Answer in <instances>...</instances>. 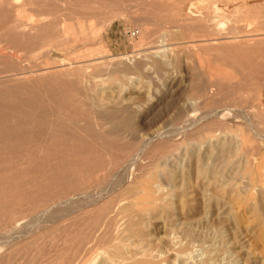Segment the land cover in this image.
<instances>
[{"label": "rangeland", "instance_id": "374dc122", "mask_svg": "<svg viewBox=\"0 0 264 264\" xmlns=\"http://www.w3.org/2000/svg\"><path fill=\"white\" fill-rule=\"evenodd\" d=\"M0 1V264H71L77 247L122 228L91 264H264V0H226L192 23L175 0ZM28 16L41 23L23 31ZM46 204L74 212L32 218ZM18 219L27 228L7 245Z\"/></svg>", "mask_w": 264, "mask_h": 264}, {"label": "bare ground", "instance_id": "6f19581e", "mask_svg": "<svg viewBox=\"0 0 264 264\" xmlns=\"http://www.w3.org/2000/svg\"><path fill=\"white\" fill-rule=\"evenodd\" d=\"M26 1V0H25ZM28 1V0H27ZM35 1V0H34ZM43 1V0H42ZM47 1V0H46ZM45 1V2H46ZM53 1V0H52ZM86 1H88V0H86ZM96 1V0H95ZM101 1H103V0H101ZM106 1H111V0H106ZM116 1H118V0H116ZM123 1H125V0H123ZM130 1H135V0H130ZM140 2L142 1V0H139ZM148 1V0H147ZM158 1V0H157ZM156 1V2H157ZM171 2L170 3H172V0H170ZM226 0H175V1H173V5L171 6V4H170V6L171 7H175L177 10H179V11H181V13L182 12H185L184 14H186V19H187V14H189L190 15V13H200V12H202V14L205 12V13H208V12H210L209 11V8L211 9V11H212V13L213 14H218V12H219V10L221 9L220 8V6H219V4L221 5L222 4V2H225ZM234 1V0H233ZM232 1V2H233ZM238 1V0H237ZM1 2V1H0ZM6 2V1H5ZM4 2V4L6 5V3L7 2H9V1H7L6 3ZM32 2V1H31ZM44 2V1H43ZM69 2V1H68ZM100 2V1H99ZM112 2V1H111ZM159 2V4L161 3L160 1H158ZM157 2V3H158ZM33 3V2H32ZM40 3V2H39ZM48 3H49V1H48ZM54 3H57V2H54ZM78 3V2H77ZM92 3V2H91ZM113 3V2H112ZM118 3V2H117ZM131 2H129V4H130ZM134 4H135V2H133ZM137 3H138V0H137ZM136 3V4H137ZM142 3V2H141ZM143 3H145V2H143ZM147 3V2H146ZM152 3V2H151ZM153 3H154V1H153ZM152 3V4H153ZM229 3H231V2H229ZM239 3V2H238ZM237 3V4H238ZM8 4V3H7ZM65 4V3H64ZM93 4V3H92ZM124 4H126V3H124ZM149 4V3H148ZM151 4V5H152ZM162 4V3H161ZM164 5H165V3H163ZM168 4V3H167ZM166 4V5H167ZM233 4V3H232ZM235 4V3H234ZM37 5H41V4H37ZM46 5H48L47 3H46ZM46 5L44 4V6L46 7ZM86 5H87V3H86ZM107 5V4H106ZM144 5V4H143ZM142 5V6H143ZM151 5L150 6H148L149 8H151ZM155 5V4H154ZM153 5V6H154ZM165 5V6H166ZM239 5V4H238ZM244 5V4H243ZM242 5V6H243ZM17 6V5H16ZM19 6H20V4H19ZM28 6V5H27ZM27 6H26V8H27ZM39 6H37V8H39ZM43 6V5H42ZM85 6V5H84ZM89 5H87L86 7H88ZM101 6V5H100ZM108 6V5H107ZM139 7H142V6H140V4L138 5ZM152 6V7H153ZM159 6V5H158ZM158 6H154L155 7V10L157 9L156 7H158ZM240 6V5H239ZM238 6V7H239ZM21 7V6H20ZM19 7V8H20ZM51 7V6H50ZM83 7V6H82ZM161 7V6H160ZM160 7H158V10L157 11H159V8ZM235 7H237L236 5H235ZM14 8V7H13ZM35 8H36V5H35ZM75 8V7H74ZM77 8V7H76ZM81 8V7H80ZM96 8H98V7H96ZM103 8V7H102ZM109 8V7H108ZM170 8V7H169ZM174 8V9H175ZM9 9V8H8ZM17 9V8H16ZM116 9V8H115ZM114 9V10H115ZM143 10L142 11H144V12H146L145 14H147V10L145 11L144 10V7L142 8ZM147 9V8H146ZM154 9V8H153ZM165 9H167L168 10V8H166L165 7ZM223 9H224V7H223ZM226 9V8H225ZM14 10V9H13ZM30 10V9H29ZM43 10V9H42ZM81 10V9H80ZM109 10H110V8H109ZM131 10V9H130ZM167 10H166V12H167ZM170 10V9H169ZM88 11H90V10H88ZM105 11V10H104ZM129 11V10H128ZM134 8H133V12H132V14L134 13ZM136 11H138V9L136 10ZM135 11V12H136ZM153 12H157V11H154V10H152ZM15 12V11H14ZM25 12V11H24ZM52 12V11H51ZM82 12V11H81ZM93 12V11H92ZM92 12H89V13H91L92 14ZM107 12V11H106ZM105 12V13H106ZM110 12H111V10H110ZM161 12V15H162V12L163 11H159V12H157L158 14ZM166 12H164L163 13V15H165V17H166ZM227 12H229V11H227ZM12 13V12H11ZM30 13V12H29ZM71 13V12H70ZM80 13V12H79ZM82 13H84V12H82ZM130 13V12H129ZM137 13L138 12H136L135 13V15H137ZM143 13V12H142ZM149 13V12H148ZM221 13V11L219 12V14ZM14 14V13H13ZM19 14H20V12H19ZM23 14V13H22ZM44 14V13H43ZM43 14H38L37 16H42ZM52 14V13H51ZM55 14V13H54ZM72 14V13H71ZM74 14L76 15V12H74ZM81 14V13H80ZM85 14V13H84ZM83 14V15H84ZM88 14V13H87ZM144 14V13H143ZM142 14V15H143ZM144 14V15H145ZM150 14V13H149ZM154 14V13H153ZM158 14H156L157 16H158ZM223 14H224V11H223ZM7 15H9V14H7ZM24 15V14H23ZM30 15V14H29ZM56 15V14H55ZM78 15V14H77ZM90 15V14H89ZM88 15V16H89ZM94 15V14H93ZM96 15V14H95ZM104 15V14H103ZM139 15H140V12H139ZM150 15H152V13L150 14ZM160 15V16H161ZM162 15V16H163ZM173 15V14H172ZM210 15V13L208 14V16ZM225 15V14H224ZM17 16V15H16ZM44 16V15H43ZM46 16H48V15H46ZM53 16V15H52ZM68 16V15H67ZM72 16V15H71ZM82 16V15H81ZM81 16L79 17V18H81ZM87 16V15H86ZM191 16V15H190ZM193 16H195V18H198V17H196V15H192V18H193ZM212 16V15H211ZM216 16V15H215ZM218 16V15H217ZM216 16V17H217ZM229 16V15H228ZM3 17V16H2ZM12 17V16H11ZM28 17H30V16H28ZM28 17H26V19H28ZM50 17V16H49ZM63 17V16H62ZM83 17V16H82ZM95 17V16H94ZM105 17H106V15H105ZM173 17V16H172ZM222 17V16H221ZM30 18H32V19H29L30 21H24V22H22V23H20L19 25L24 29L23 31H26V29L28 30V29H33L34 27H39L38 25L41 23V20L39 19V18H33V17H30ZM55 18H57V16L55 17ZM60 18V17H59ZM67 18V17H66ZM65 18V19H66ZM91 18V17H90ZM134 18V17H133ZM135 18H136V16H135ZM134 18V19H135ZM139 18V17H138ZM144 18V16H142V19ZM169 18H170V16H169ZM169 18H167L168 19V22H169ZM181 19H182V16L180 17ZM211 18V17H210ZM4 19V18H3ZM63 19H64V17H63ZM88 19V18H87ZM87 19H84V20H86V21H88ZM93 19V18H92ZM137 19V18H136ZM135 19V20H136ZM144 19H146V18H144ZM158 19H160V17L158 18ZM161 19H162V17H161ZM163 19H164V16H163ZM174 19V18H173ZM179 19V18H178ZM177 19V21H179ZM185 19V18H184ZM203 19V22H207V21H204V18H202ZM5 20V19H4ZM52 20H53V18H52ZM67 20H69V19H67ZM66 20V21H67ZM74 20H75V18H74ZM76 20H78V19H76ZM82 20V19H81ZM166 20V19H165ZM183 20V19H182ZM188 20V19H187ZM187 20H183L184 22H188ZM198 20V19H197ZM215 20V19H214ZM217 20H220V19H217ZM16 21V20H15ZM21 21V20H20ZM19 21V22H20ZM49 21V20H48ZM64 21V20H63ZM69 21H72L71 19L69 20ZM68 21V22H69ZM159 21V20H158ZM176 21V20H175ZM181 21V20H180ZM180 21L178 22L179 24H180ZM192 21H194V18H193V20H190L189 22H191L192 23ZM200 21H201V18H200ZM216 21V20H215ZM46 22V21H45ZM74 22V21H73ZM79 22V21H78ZM89 22V21H88ZM151 22V21H150ZM160 22V21H159ZM158 22V23H159ZM162 22H164V21H162ZM167 22V21H166ZM172 22V21H171ZM170 22V23H171ZM174 22V21H173ZM188 22V24H190ZM195 22H196V20H195ZM229 22V21H228ZM2 23V22H1ZM6 24H7V22H5ZM10 23V22H9ZM54 23H56V21L54 22ZM81 23V22H80ZM105 23V22H104ZM152 23V22H151ZM154 23V22H153ZM155 23H156V21H155ZM218 23V22H217ZM14 24V23H13ZM12 24V25H13ZM57 24V23H56ZM72 24H74V23H72ZM79 24V23H78ZM88 24V23H87ZM141 24H142V21H141ZM140 24V25H141ZM157 24V23H156ZM165 24V23H164ZM172 24H174V23H172ZM171 24V25H172ZM179 24H177V26H179ZM211 24V23H210ZM222 24V23H221ZM8 25H10V27H12L11 26V24H8ZM42 25V24H41ZM51 26H52V24H50ZM55 25V24H54ZM58 25V24H57ZM99 25V24H98ZM144 25V24H143ZM160 25H161V23H160ZM163 25V24H162ZM166 25V24H165ZM170 25V24H169ZM182 25V24H181ZM185 25V24H184ZM244 25V24H243ZM48 26V25H47ZM75 26V25H74ZM102 26V25H101ZM110 26V25H109ZM153 26V25H152ZM151 26V27H152ZM173 27H174V25H172ZM183 26V25H182ZM193 26V25H192ZM6 27H8V26H6ZM85 27V26H84ZM90 27V26H89ZM144 27V26H143ZM155 27H156V25H155ZM165 27V26H164ZM184 27V26H183ZM185 27H186V25H185ZM184 27V28H185ZM206 27L208 28L209 26H207L206 25ZM222 27V26H221ZM230 27V26H229ZM36 28V29H37ZM47 28V27H46ZM171 28V27H170ZM178 28H180V27H178ZM50 29H52V27L50 28ZM54 29V28H53ZM56 29H58V28H56ZM67 29V28H66ZM68 29H71L70 27L68 28ZM77 29V28H76ZM85 29V28H84ZM89 29V28H88ZM140 29V28H139ZM147 29H149V28H147ZM152 29V28H151ZM159 29H162V30H164V29H167V28H162V26L161 27H159ZM9 29L7 28V31H8ZM81 30V29H80ZM79 30V31H80ZM92 30V29H91ZM90 30V31H91ZM95 30H96V28H95ZM150 30V29H149ZM155 30H156V28H155ZM168 30V29H167ZM176 30L178 31V29L176 28ZM180 30V29H179ZM184 29L182 28V31H183ZM187 30V29H186ZM36 31V30H35ZM34 31V32H35ZM39 31V30H38ZM78 31V30H77ZM86 31V30H85ZM89 31V30H88ZM147 31V30H146ZM152 31V30H151ZM150 31V32H151ZM158 31H160V30H157L156 32H158ZM170 31V30H169ZM8 32H10V31H8ZM12 32H14V30L12 31ZM17 32V31H16ZM37 32V31H36ZM35 32V33H36ZM40 32V31H39ZM92 32V31H91ZM95 32V31H94ZM163 32V31H162ZM179 33V35L181 36V34H182V32H181V34H180V31H178ZM60 33V36H61V32H59ZM59 33H57V36H58V34ZM86 33H88V32H86ZM148 33V32H147ZM146 33V35H148ZM153 33H154V31H153ZM164 34H165V32H163ZM37 34H39V33H37ZM78 34V33H77ZM177 34V33H176ZM263 34H264V32H263ZM90 35V34H89ZM145 35V37H147ZM149 35H151V34H149ZM153 35V34H152ZM155 35H158V34H155ZM172 35H174L175 36V38L177 37L175 34H173L172 33ZM260 35V34H259ZM20 36V35H19ZM25 36V35H24ZM24 36H23V38H24ZM27 36V35H26ZM36 36V35H35ZM38 36V35H37ZM142 36V35H141ZM173 36V37H174ZM180 36H179V38H180ZM252 36V35H251ZM255 36V35H254ZM261 36H262V34H261ZM91 37V36H90ZM166 37H168V36H166ZM169 37H171L172 38V36H171V33H170V35H169ZM248 37H249V35H248ZM77 38V37H76ZM92 38V37H91ZM151 38H153V37H151ZM156 38V37H155ZM178 38V37H177ZM178 38V39H179ZM181 38H182V36H181ZM186 38H188V37H186ZM186 38L184 37V41H185V43H186ZM217 39H218V37H216ZM221 38V37H220ZM231 38V37H230ZM234 38V37H233ZM237 38V37H236ZM25 39V38H24ZM37 39V38H36ZM35 39V40H36ZM158 39H160V38H158ZM157 39V40H158ZM170 39V38H169ZM168 39V40H169ZM189 40H190V38H188ZM210 39V38H209ZM221 39H223V38H221ZM226 39V38H225ZM82 40V39H81ZM152 40V39H151ZM153 40H155V39H153ZM176 40V39H175ZM205 40H206V38H205ZM150 41V40H149ZM198 41V40H197ZM142 42H144V41H142ZM157 42V41H156ZM169 42V41H168ZM202 42V41H201ZM201 42H199V43H201ZM211 42V41H210ZM251 42H253V41H251ZM152 43V42H151ZM171 43V42H170ZM172 43H174V42H172ZM181 43V42H180ZM203 43H204V41H203ZM249 43V42H248ZM143 44V43H142ZM145 44V43H144ZM153 44H157V43H153ZM192 44V43H191ZM194 44V43H193ZM147 45V44H146ZM181 45V44H180ZM180 45H178L179 47H181ZM182 45H184V44H182ZM188 45V44H187ZM198 45V44H197ZM204 45V44H203ZM80 46V45H79ZM175 46H176V44H175ZM177 47V46H176ZM186 47V46H185ZM156 48V47H155ZM155 48H153V49H155ZM173 48H175V47H173ZM190 48V47H189ZM152 49V50H153ZM177 49V48H176ZM181 49V48H180ZM3 50V49H2ZM1 50V51H2ZM94 50V49H93ZM145 50V49H144ZM151 50V51H152ZM159 50V49H158ZM191 49H189V51H190ZM78 51V50H77ZM81 51H82V49H81ZM166 51V50H165ZM175 51V50H174ZM144 52V51H143ZM7 53V52H6ZM158 52L156 51L153 55H156ZM168 53V52H167ZM170 53H172L171 51H170ZM190 53V52H189ZM195 53V52H194ZM4 54H5V50H4ZM9 54V53H8ZM166 54V53H165ZM175 54H176V52H175ZM1 55H2V53H1ZM1 55H0V57H1ZM7 55V54H6ZM6 55H5V57H6ZM10 55H12V54H10ZM10 55L8 56V57H10ZM82 55H83V53H82ZM169 55H171V54H169ZM177 55V54H176ZM180 55V54H179ZM191 55H193V53L192 54H190V56ZM14 56V55H13ZM146 56V55H145ZM150 56V55H149ZM2 57H4V56H2ZM162 57H163V55H162ZM172 57V56H171ZM193 58H194V56H192ZM199 57V56H198ZM133 58H135V57H133ZM159 58V57H158ZM170 58V57H169ZM0 59H2V58H0ZM148 59V58H147ZM146 59V60H147ZM151 59V58H150ZM164 59V58H163ZM162 59V60H163ZM171 59V58H170ZM173 59V58H172ZM171 59V60H172ZM175 59V58H174ZM179 59V58H178ZM4 60V59H3ZM144 60V59H143ZM146 60H144V61H146ZM170 60V61H171ZM177 60V59H176ZM208 60V59H207ZM214 60V59H213ZM2 61V60H1ZM87 61V60H86ZM89 61V60H88ZM166 60H164V62H165ZM173 61V60H172ZM81 62V61H80ZM103 62V61H102ZM137 62H138V60H137ZM147 62H148V60H147ZM146 62V63H147ZM169 62V61H168ZM179 62H180V60H179ZM201 63H202V61H200ZM85 63V62H84ZM152 65H154V67H155V69H157V70H159V69H161V71H162V64L160 63V61H157V60H153L152 59ZM180 64V63H179ZM207 64V63H206ZM17 65V64H16ZM91 65V64H90ZM164 65H165V63H164ZM85 66H86V64H85ZM145 67H147L146 65H144ZM165 66H167V65H165ZM165 66H163V68L165 67ZM52 67V66H51ZM141 67V66H140ZM151 67V66H150ZM131 68V67H130ZM134 68V67H133ZM167 68V67H166ZM166 68H164V69H166ZM42 69V68H41ZM137 69V68H136ZM148 69H149V67H148ZM153 69V68H152ZM40 70V69H39ZM144 70V69H143ZM146 70V69H145ZM169 70V69H168ZM33 71V70H32ZM148 71V70H147ZM146 71V72H147ZM152 71V70H151ZM145 72V73H146ZM38 73V72H37ZM219 73V72H218ZM216 74V73H215ZM7 76V75H6ZM17 77V76H16ZM20 77L22 78H19V77H17V78H19V79H16V80H24V76H21L20 75ZM218 77V76H217ZM214 78H216V76H214ZM4 79V78H3ZM6 79V78H5ZM2 80V79H1ZM0 80V81H1ZM13 80H15L14 78H13ZM15 80V81H16ZM26 81H28V80H26ZM75 81V80H74ZM213 81V80H212ZM212 81H211V84H212ZM218 81V80H217ZM9 82V81H8ZM13 82V81H12ZM19 82V81H18ZM21 82V81H20ZM23 82H25V81H23ZM208 82H210V80L208 81ZM217 83L216 81H213V83ZM3 83L4 84H6L4 81H3ZM214 83V84H215ZM91 84V83H90ZM1 85H3L2 83H1ZM208 85V84H207ZM217 85H218V83H217ZM76 86V85H75ZM202 86H204V85H202ZM206 86V85H205ZM211 88H212V86H211ZM211 88H209L210 89V91H211ZM33 89V88H32ZM204 90V89H203ZM209 91V92H210ZM211 93H212V91H211ZM84 96H86V94L84 95ZM193 96V95H192ZM77 97V96H76ZM84 98V101H85V105L88 107V111L90 112V110H91V114H93L92 116L93 117H97L98 119H101L102 120V118H103V116H102V112L101 111H99L98 109H96V107H97V101H96V99L95 98H93V97H91V96H86V97H83ZM193 99V98H192ZM171 100V99H170ZM226 100V99H225ZM21 101V100H20ZM190 101V100H189ZM196 102H198L197 100H195ZM77 102H79V99H78V101ZM80 102H81V100H80ZM132 102V101H131ZM74 103V102H73ZM192 103V102H191ZM82 104V103H81ZM123 104V103H122ZM77 105V104H76ZM99 105V104H98ZM82 107H83V105H82ZM84 108H86V107H84ZM112 108H115V107H112ZM111 108V109H112ZM23 109V108H22ZM101 109H102V107H101ZM116 109V110H115ZM114 109V111H117V108H115ZM26 110V109H25ZM120 110V109H119ZM118 110V111H119ZM85 111V110H84ZM87 111V112H88ZM113 112V111H112ZM21 113V112H20ZM114 113V112H113ZM122 114V113H121ZM6 115V114H5ZM8 115V114H7ZM72 115V114H71ZM66 116H67V114H66ZM9 117H11V116H9ZM13 117V116H12ZM88 117H90V116H88ZM111 117H116V116H111ZM125 117V116H124ZM20 118V117H19ZM105 118V117H104ZM87 119V118H86ZM97 119V120H98ZM95 120V119H94ZM111 120H114V118L113 119H111ZM110 119H109V121H111ZM119 120H120V123L122 122V120H124L123 122H127L128 120H129V118L128 117H125V119H122V118H120L119 117ZM74 122V121H73ZM99 122V121H98ZM100 122H102V121H100ZM99 122V123H100ZM106 122H107V120H106ZM129 123V122H128ZM127 123V124H128ZM192 123H193V121H192ZM17 125V124H16ZM15 125V126H16ZM19 126V125H18ZM52 126V125H51ZM100 126V125H99ZM102 126V125H101ZM188 127V126H187ZM82 127H80V129H81ZM120 128V127H119ZM8 129H10L9 128V126H8ZM7 129V130H8ZM15 129V128H14ZM118 129V128H117ZM18 131V130H17ZM80 131V130H79ZM10 133H12V132H10ZM136 134V133H135ZM135 136V135H134ZM152 137V136H151ZM132 138V137H131ZM135 138V137H134ZM133 139V138H132ZM132 139H130L131 141H132ZM133 141H136V140H133ZM140 142V141H139ZM138 142V143H139ZM141 143V142H140ZM139 145V144H138ZM131 149V148H130ZM135 149V148H134ZM133 149V150H134ZM129 151V150H128ZM135 151V150H134ZM140 151V150H139ZM123 152V151H122ZM136 153H138V150H136V152H135V154ZM134 154V155H135ZM122 155V154H121ZM133 155V156H134ZM125 156V155H124ZM129 157H131V156H129ZM129 159L130 158H128V159H125V161L127 160V161H129ZM115 161H116V159H114ZM114 161V162H115ZM123 161V160H122ZM130 162V161H129ZM128 162V164H130ZM116 164V163H115ZM117 164H118V162H117ZM108 165H109V163H108ZM106 166V165H105ZM122 166H123V164H122ZM121 166V167H122ZM110 167V166H109ZM118 168V167H117ZM130 168V167H129ZM103 173V172H102ZM66 182V181H65ZM115 182V181H114ZM64 184V183H63ZM117 184V183H116ZM111 185H113V184H111ZM118 185V184H117ZM60 189V188H59ZM116 189V188H115ZM52 190V189H51ZM144 190V189H143ZM64 191H66V189L64 190ZM61 192V191H60ZM109 192V191H108ZM57 193V192H56ZM111 193V192H110ZM115 193H116V191H115ZM58 194V193H57ZM63 194V193H62ZM61 193H60V196L62 195ZM73 194V193H72ZM72 194H70V195H72ZM94 194V193H93ZM146 194V193H145ZM59 195V194H58ZM57 195V196H58ZM67 195V194H66ZM66 195H65V197H66ZM108 195H110V194H108ZM113 195V194H112ZM53 196V195H52ZM115 196V195H114ZM62 197H63V195H62ZM68 198H71L70 196H68ZM75 198L76 197H74V199L73 200H75ZM104 198V197H103ZM111 198H114L113 196L111 197ZM99 199V198H98ZM97 199V200H98ZM140 199V198H139ZM42 200V199H41ZM53 200V199H52ZM89 200H91V199H89ZM101 200H102V198H101ZM159 200V199H158ZM44 201V200H43ZM71 201V199H69V202ZM104 201V200H103ZM107 201V200H106ZM105 201V202H106ZM67 202H68V199L66 198V199H59V201H57L56 202V204H57V206L59 207V205H65V204H67ZM74 201H72V203H73ZM90 201H88V203H89ZM109 202H111V201H109ZM46 203V202H45ZM54 203V202H53ZM92 203H94V201L92 202ZM44 204V203H43ZM48 204V203H47ZM47 204H46V206H47ZM56 204H55V206H56ZM103 204V203H102ZM152 204V203H151ZM51 205V204H50ZM49 205V206H50ZM80 205V204H79ZM105 205V204H104ZM107 205V204H106ZM44 207V208H42V209H40V210H37V214L36 215H33V217L32 218H34V216H36V219H38V217L39 216H41V218L43 217H45L46 216V218L47 217H49V219H51V221L53 220V221H56V220H58V219H60V218H62V217H64L65 216V218H66V216L67 215H69V214H71L72 212H74V210H72V209H69V208H66L65 207V209H63L62 210V212H61V210H60V212L59 211H57L58 209H60V208H62V207H64V206H61L60 208H58L57 210H54L56 207H54V211H49V209H50V207ZM52 206V205H51ZM54 206V205H53ZM72 206V205H71ZM76 206V205H75ZM75 206H73L74 208L73 209H75ZM20 207V206H19ZM85 207H86V205H85ZM100 207V206H99ZM103 207H105V206H103ZM102 206L100 207V208H103ZM15 208V207H14ZM51 208H53V207H51ZM70 208H72V207H70ZM81 208H83V207H81L80 206V208H79V210L81 209ZM107 208V207H106ZM24 209H26V207L24 208ZM31 209V208H30ZM86 209V208H85ZM92 209V208H91ZM104 209V208H103ZM15 210V209H14ZM17 210V209H16ZM19 210V209H18ZM50 210H52V209H50ZM77 210V209H76ZM75 210V211H76ZM78 210V211H79ZM84 210V209H83ZM88 210V209H87ZM20 211V210H19ZM82 211V210H81ZM101 211V210H100ZM3 212V211H2ZM24 212V211H23ZM29 212V211H28ZM35 212V211H34ZM63 212H65V213H63ZM87 211H85L84 212V214L86 213ZM14 213V212H13ZM80 213H82V212H80ZM88 213H89V211H88ZM102 213V212H101ZM16 214V213H15ZM22 214V213H21ZM20 214V215H21ZM26 214H27V212H26ZM32 214H34V213H32ZM31 214V215H32ZM100 214V213H99ZM11 216V215H10ZM15 216V215H14ZM25 216V215H24ZM73 216V215H72ZM16 217V216H15ZM20 217V216H19ZM18 217V218H19ZM27 217H29V216H27ZM115 217V216H114ZM11 218V217H10ZM32 218H30L31 220H32ZM108 218V217H107ZM20 219V218H19ZM19 219H18V223H16L15 225H13V227H12V230L10 231H7L6 232V230H5V237L7 238L6 240V243H7V245H9V244H11L12 242H14L16 239H18L19 237H15V236H21V233H23V231L21 232L20 231V229L21 228H23V227H26L27 225L26 224H24V222L23 221H19ZM35 219V218H34ZM69 219V218H68ZM7 220V219H6ZM6 220H3L4 222L6 221ZM11 220H14L13 218L11 219ZM97 220H98V218H97ZM114 220H116V219H113L112 221H114ZM51 221H49L50 222V224H51ZM52 221V222H53ZM65 221V220H64ZM91 221H93V220H91ZM119 221V220H118ZM13 222V221H12ZM12 222H10V223H12ZM15 222V221H14ZM13 222V223H14ZM90 222V221H89ZM107 222V221H106ZM111 222V221H110ZM0 223L2 224V222L0 221ZM9 223V222H8ZM33 223V222H32ZM95 223H97V222H95ZM5 224V223H4ZM98 224H100V221H99V223ZM114 224V223H113ZM113 224H110L111 226H113ZM122 224V223H121ZM9 224H7V226H8ZM108 225H109V222H108ZM116 225V224H115ZM114 225V226H115ZM99 226V225H98ZM102 226V225H101ZM81 227H82V225H81ZM89 227L91 228V226L89 225ZM94 227V226H93ZM92 227V228H93ZM95 227H97V224H95ZM100 227V226H99ZM109 227V226H108ZM27 228V227H26ZM26 228H25V230H26ZM90 228H88V229H90ZM101 228V227H100ZM103 229H104V227H102ZM7 229V228H6ZM61 229V228H60ZM87 228H85V231H87V232H89V230H88ZM97 229V228H96ZM119 229V228H118ZM110 230L112 231V228L110 227ZM110 230H108V228H107V230H105L106 232L107 231H110ZM116 230V229H115ZM126 228H122V229H119L118 231H115L114 233H113V231H114V229H113V231H112V234L110 233L109 234V232H107L108 233V235L109 236H106V235H104V236H106V237H104L103 239H102V235L99 237V236H97L96 238H95V240H96V242H95V240H94V242H95V244H94V242H93V246H91V247H88V245H87V247H85V248H80L79 249V247H77L78 249L77 250H73L72 251V254H74V257H73V259H72V261L70 262L71 264L72 263H74V264H91L92 262L91 261H93V259L90 257V252L93 250V248L94 247H97V248H99L101 245H102V243H105V244H111L110 242L111 241H114V240H116V239H119L125 232H126ZM27 231L28 230H26V233H27ZM29 231H31V230H29ZM36 231V230H35ZM82 231V230H81ZM92 231V230H91ZM100 231V230H99ZM132 231V230H131ZM0 232H1V230H0ZM21 232V233H20ZM25 232V231H24ZM42 232V231H41ZM76 232V231H75ZM94 233L96 232V231H93ZM92 232V233H93ZM98 232V231H97ZM3 233V232H2ZM43 233V232H42ZM65 233V232H64ZM99 233V235H100V232H98ZM105 233V232H104ZM127 233V232H126ZM77 234V233H76ZM80 234V233H79ZM78 234V235H79ZM106 234V233H105ZM26 235H29V234H26ZM25 235V236H26ZM73 235V234H72ZM87 235V234H86ZM93 235V234H92ZM91 234H90V237L89 238H91V236H92ZM71 236V235H70ZM73 236H75V235H73ZM73 236H71V237H73ZM89 236V235H88ZM95 236V235H94ZM80 237H81V235H80ZM82 237H83V234H82ZM93 237V236H92ZM4 238V237H3ZM74 238V237H73ZM87 238V237H86ZM86 238H85V240H86ZM60 239V238H59ZM76 240H77V236H76V238H75ZM75 239H74V241H75ZM167 240H169V238L167 239ZM18 241V240H17ZM59 241V240H58ZM15 243V242H14ZM43 243V242H42ZM1 244V243H0ZM30 244V243H29ZM47 244V243H46ZM55 244V243H54ZM114 244V243H113ZM51 245V244H50ZM72 245V244H71ZM74 245V244H73ZM75 245H77V244H75ZM19 246V245H18ZM61 246V245H60ZM65 246H66V244H65ZM79 246V245H78ZM81 246V245H80ZM84 246V245H83ZM14 247H16L17 248V246L16 245H14ZM68 247H70V244H69V246L67 245V247L66 248H68ZM72 247V246H71ZM76 247V246H75ZM114 247V246H113ZM9 248V247H8ZM11 248V247H10ZM64 248V247H63ZM63 248H62V250H63ZM109 248H112L111 246H109ZM13 249H15V248H13ZM59 249V248H58ZM57 249V250H58ZM61 249V248H60ZM73 249V248H72ZM71 248H70V250H72ZM95 250V249H94ZM93 250V251H94ZM97 250V249H96ZM66 250H63V251H60V253L62 252V254L64 253L65 254V257H66ZM118 251V250H117ZM70 252V251H69ZM119 252V251H118ZM68 254H70V253H68ZM67 254V255H68ZM58 255H60L59 254V252H58ZM8 256V255H7ZM64 256V255H63ZM69 257H70V255H68ZM94 256V255H93ZM127 256V255H126ZM4 257V256H3ZM40 257H41V255H40ZM58 257V256H57ZM121 257V256H120ZM2 258V256L0 257V259ZM5 258V257H4ZM45 258V257H44ZM46 258H48V257H46ZM54 258V257H53ZM59 258H60V256H59ZM3 259V258H2ZM7 259H8V257H7ZM49 259V258H48ZM62 259V258H61ZM69 259V258H68ZM131 259V258H130ZM134 259V258H133ZM20 260H22V259H20ZM46 260V259H45ZM50 260V259H49ZM63 260H66L65 258L64 259H62V261ZM43 260H41V262H42ZM61 261V260H60ZM120 261H123V262H130L129 261V259L128 258H126V257H121V260ZM50 262H51V260H50ZM49 262V263H50ZM56 262H59V261H56ZM55 262V263H56ZM139 262V261H138ZM143 262V261H142ZM8 263V262H7ZM48 263V262H47ZM61 263V262H60ZM64 263H66V261L64 262ZM52 264V263H51ZM133 264H137L136 262L135 263H133ZM138 264H140V263H138Z\"/></svg>", "mask_w": 264, "mask_h": 264}]
</instances>
